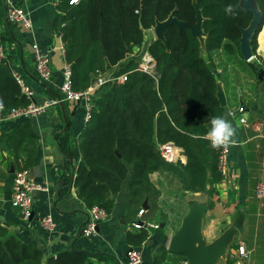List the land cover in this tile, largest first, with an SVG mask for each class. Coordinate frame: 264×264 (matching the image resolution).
Masks as SVG:
<instances>
[{
    "label": "trees",
    "instance_id": "trees-1",
    "mask_svg": "<svg viewBox=\"0 0 264 264\" xmlns=\"http://www.w3.org/2000/svg\"><path fill=\"white\" fill-rule=\"evenodd\" d=\"M70 1L57 0L56 10L63 14L56 15L53 22L64 44V63L71 69L73 90L85 91L112 69L114 77L127 75L123 84L107 85V90L98 94L79 141L67 151L75 162L76 196L86 208L98 206L109 214L128 175L127 209L132 210L148 193L159 196L148 176L160 169L163 159L157 146L166 143L183 150V171L191 189L212 195L213 189L206 187L218 184L221 176L217 154L207 139L206 122L223 116L224 108L215 96V73L206 66L197 38L187 28L167 26L165 42L153 40L147 49L153 73L135 69L141 60L144 31L170 15L194 25L199 11L206 52L233 47L240 54L241 30L248 27L252 14L241 9L240 0H78L69 5ZM254 2L261 13L250 41L255 53L264 23V0ZM227 5L233 6L234 14L225 13ZM4 40L0 35V44ZM30 102L21 95L7 61H0V115ZM4 136L15 150L25 136L30 137L31 147L21 169L31 166L37 137L30 126L22 123ZM13 155L15 160L22 158ZM146 234L142 229L127 241L140 246ZM89 263V257L70 250L45 258L37 247L8 235L7 227L0 224V264Z\"/></svg>",
    "mask_w": 264,
    "mask_h": 264
},
{
    "label": "crops",
    "instance_id": "crops-1",
    "mask_svg": "<svg viewBox=\"0 0 264 264\" xmlns=\"http://www.w3.org/2000/svg\"><path fill=\"white\" fill-rule=\"evenodd\" d=\"M12 2L27 13L31 27L25 29L9 22L5 0H0V35L5 36L1 43L4 55L11 73L23 78L34 92L33 102L41 104L49 98L59 97L65 64L64 44L53 22L59 15L57 0ZM150 30L144 31L145 37ZM148 37L147 41L157 40L154 32ZM197 40L201 56L206 66L215 73L217 87L224 97L225 104L221 106L224 108L223 116L237 129L236 143L229 147L227 176L221 178L218 184H208L206 187L207 190L213 189L214 193L209 196L206 192L191 189L184 167L180 169L175 163L162 161L160 169L148 176L149 182L159 191V196L155 197L152 193L145 195L139 204L132 206L134 218H129L125 206L128 175L114 198L111 212L99 223L96 235L87 238L81 233L78 236L80 226H84L87 219V208L76 196L73 184L75 162L67 151L70 145L79 141L87 123L82 102H64L31 118L0 121V224L7 227L8 235L34 245L45 258L69 250L75 241V249L96 254L89 258V264H126L127 251L134 247L127 238L140 234L144 229L133 228L140 220L153 229V232L147 230L142 245L134 247L141 253L142 264H187L183 255L169 252L168 245L182 226L183 219L189 214L198 213L199 238L196 247L201 245L207 248L221 243L225 248L224 258L220 257L215 264H227L228 261L233 264L240 244L245 245L252 259V255L257 253L258 242L261 258L248 264H264V201L254 196L255 184L264 181V23L256 38L255 53L250 45L252 57L249 61L233 47L207 53L203 31ZM33 44L49 55L52 74L48 82L34 80L37 78L31 52ZM130 58L134 59L133 56ZM114 71L112 69L99 78L114 77ZM106 90L104 86L98 94ZM216 93L217 88L215 96ZM240 108L241 113L234 117L228 115L237 113ZM241 118L245 120L244 124L239 122ZM209 121L206 122L207 127H210ZM22 123H27L37 137L33 163L26 168L33 186L31 197L34 210L33 217L27 223L20 220L11 206V185L15 172L24 165L31 139L25 136L15 150L9 147L4 136L14 132ZM178 149L179 160L185 166L186 156L182 149ZM13 152L22 158L15 160ZM144 202L147 210L143 208L145 213L139 217L138 211ZM151 207H155L161 218L159 222L144 220ZM238 215H241L242 223L241 228L235 230L233 224ZM45 217H50L54 223L50 231H45L40 225V220ZM249 239L250 247L247 244ZM98 254L102 255L101 259L97 258Z\"/></svg>",
    "mask_w": 264,
    "mask_h": 264
},
{
    "label": "built area",
    "instance_id": "built-area-1",
    "mask_svg": "<svg viewBox=\"0 0 264 264\" xmlns=\"http://www.w3.org/2000/svg\"><path fill=\"white\" fill-rule=\"evenodd\" d=\"M78 0H71L69 5H74ZM6 5V17L9 22L14 23L20 27L28 29L31 27V21L27 13L19 6L15 5L12 0H5ZM60 16L63 13L58 12ZM63 26L62 23H59ZM59 35L60 32H59ZM32 58L34 62V73L40 82H48L51 79L52 69L50 65V58L47 52L43 51L37 44H33L31 47ZM140 63L136 67L135 71L152 74L153 73V59L147 55L140 58ZM6 60L4 55L3 46L0 44V61ZM249 61V60H248ZM13 77L19 86L20 93L30 102L27 106H19L11 108L6 115H0V121L12 120L19 118H31L33 116L45 113L50 107H56L64 102L83 103L85 111V122L90 120L91 112L94 106V101L98 95L100 89L104 86L117 83L123 84L127 81V75L123 74L117 77H111L109 79L99 78L88 89L82 92L73 90L71 69L69 65L64 64L62 72V81L59 86V97L49 98L41 104H36L34 101V92L24 82L23 78L13 73ZM240 108L237 113H231V117L241 113ZM241 124L245 123V120L241 118L239 120ZM229 146L214 149L217 154V170L224 178L229 171ZM160 157L169 164L176 163L179 160V149L172 143L161 144L157 146ZM33 186L29 180V172L27 169H21L16 171L11 185V206L17 211L20 220L27 223L32 218V204L33 200L31 192ZM254 196L257 200L264 201V181L260 180L255 184ZM144 214V210L138 212V216L141 217ZM106 211L98 206L87 208V219L82 228V235L84 237H92L96 235V229L99 223L103 222L107 218ZM146 224V223H145ZM40 225L45 231H50L54 227V223L50 217H45L40 220ZM148 225V224H146ZM149 226V225H148ZM151 227V226H149ZM134 229L144 228L141 224L135 223ZM126 264H142L141 253L138 249L130 247L127 251ZM249 259V253L244 244H240L236 249V258L233 260V264H247Z\"/></svg>",
    "mask_w": 264,
    "mask_h": 264
},
{
    "label": "water",
    "instance_id": "water-1",
    "mask_svg": "<svg viewBox=\"0 0 264 264\" xmlns=\"http://www.w3.org/2000/svg\"><path fill=\"white\" fill-rule=\"evenodd\" d=\"M240 7L242 10L249 12L252 14V20L249 22V25L246 29L241 30V36L239 38V45H240V51L243 56V58L248 61L251 59V49H250V41L251 36L258 26V24L261 21V13L258 10L257 6L255 5L254 0H240ZM201 24H202V17L197 11L196 13V22L194 25H189L185 22L177 20L172 15L169 16V18L161 23H157L154 27V33L156 35L157 40H161L162 42H165L164 36H163V30L170 25H176L178 28H187L192 33V36L195 38H200L202 34L201 30ZM150 41H146L139 53V57L143 58L147 55V49L149 47ZM36 82H39V80L34 79ZM215 81L218 82V80L215 78ZM217 93L216 98L220 104V106H224V97L220 91V89L217 87ZM176 166H178L180 169H183L184 163L181 160H177L175 163ZM143 208L147 209L146 202L143 204ZM33 204H32V217H33ZM139 224H141L144 229L151 231V227L143 223L142 221H137ZM242 218L241 215H238L235 218V223L233 224V228L235 230H239L241 228ZM197 226H198V213L196 214H189L183 219V224L179 228V230L175 233V235L171 238L168 250L171 253L183 255L187 261V264H215L216 261L222 257L224 258L225 254V248L221 243H216L210 247L203 248L201 245L196 247V243L198 242V232H197ZM83 225L80 226L77 235H81L82 233ZM98 232V227L96 229V233ZM73 241L69 247V250L76 254H82L89 258H93L96 254H90L89 252L85 250H77L74 248ZM100 254V253H99ZM98 254V255H99Z\"/></svg>",
    "mask_w": 264,
    "mask_h": 264
},
{
    "label": "clouds",
    "instance_id": "clouds-1",
    "mask_svg": "<svg viewBox=\"0 0 264 264\" xmlns=\"http://www.w3.org/2000/svg\"><path fill=\"white\" fill-rule=\"evenodd\" d=\"M226 14H234L232 5H227L224 9ZM228 115H232L228 113ZM210 127L207 132V138L210 146L213 149H219L234 145L236 143L237 129L233 126L230 120L224 116H214L209 121Z\"/></svg>",
    "mask_w": 264,
    "mask_h": 264
},
{
    "label": "rangeland",
    "instance_id": "rangeland-1",
    "mask_svg": "<svg viewBox=\"0 0 264 264\" xmlns=\"http://www.w3.org/2000/svg\"><path fill=\"white\" fill-rule=\"evenodd\" d=\"M153 32H154V28L153 29H151L150 30V32L146 35V37H145V42L147 41V39H149V37H148V35H150V37H151V35L153 34ZM180 151V150H179ZM173 166V165H172ZM140 203V202H139ZM145 203V202H144ZM143 203V204H144ZM138 208V207H137ZM140 210H143V205H142V207L139 209V211ZM147 210V209H146ZM126 211H128V216H129V218H131V219H133L134 218V215L131 213V210H129V209H127L126 208ZM138 211V212H139ZM144 213H145V210H144ZM129 220V222H130V219H128ZM144 220L145 221H149V222H159L160 220H161V218L157 215V212H156V210L153 208V207H151L150 208V210H148L147 211V214L145 215V217H144ZM138 221H140V220H138ZM151 232H153V229H151ZM247 244H248V246L250 247L251 246V239H249L248 240V242H247ZM257 247H258V249H257V253H254L253 255H252V259H251V257L249 256V259H248V263H250V261H252V262H254V261H258L260 258H261V249H260V243L258 242V244H257ZM247 263V264H248Z\"/></svg>",
    "mask_w": 264,
    "mask_h": 264
},
{
    "label": "bare ground",
    "instance_id": "bare-ground-1",
    "mask_svg": "<svg viewBox=\"0 0 264 264\" xmlns=\"http://www.w3.org/2000/svg\"><path fill=\"white\" fill-rule=\"evenodd\" d=\"M200 39V38H199Z\"/></svg>",
    "mask_w": 264,
    "mask_h": 264
}]
</instances>
